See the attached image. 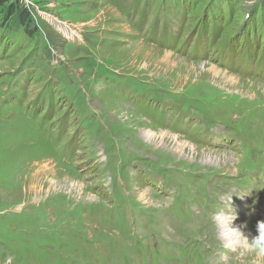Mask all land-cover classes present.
I'll return each instance as SVG.
<instances>
[{
  "label": "rangeland",
  "instance_id": "1",
  "mask_svg": "<svg viewBox=\"0 0 264 264\" xmlns=\"http://www.w3.org/2000/svg\"><path fill=\"white\" fill-rule=\"evenodd\" d=\"M227 193L251 239L264 0H0V264H264Z\"/></svg>",
  "mask_w": 264,
  "mask_h": 264
},
{
  "label": "clouds",
  "instance_id": "2",
  "mask_svg": "<svg viewBox=\"0 0 264 264\" xmlns=\"http://www.w3.org/2000/svg\"><path fill=\"white\" fill-rule=\"evenodd\" d=\"M230 194L231 193H227L225 197H223L222 205L218 207L214 216L219 238L229 249L238 248L242 249L244 253H252L257 257H264V221L257 222V235L253 236L251 239L248 238L247 234L241 231L245 225H241L239 228L233 227L232 222L235 216L221 210L222 207L227 206Z\"/></svg>",
  "mask_w": 264,
  "mask_h": 264
},
{
  "label": "bare ground",
  "instance_id": "3",
  "mask_svg": "<svg viewBox=\"0 0 264 264\" xmlns=\"http://www.w3.org/2000/svg\"><path fill=\"white\" fill-rule=\"evenodd\" d=\"M147 137L148 136H153L152 134H150V133H148V131H147V133L145 134ZM160 137H161V139H164L165 137H166V135H160ZM153 138V137H152ZM151 140V139H150ZM141 150H143V149H141ZM179 153V152H178ZM146 155V154H145ZM144 155V156H145ZM230 163V162H229ZM221 189H224L223 188V184L222 183H218V182H214V183H212L211 185L209 184L208 185V187H206V192H207V194H208V196H209V200L207 201L208 203H204V202H202V201H199V199L201 198V196H200V198H197L196 200H193L192 201V199H190V200H188L187 202H186V204H183V206H182V208H183V210H184V212L186 213V214H188V215H190V216H193V217H204V214H203V212H206V210H212V212L214 211L213 209H212V196H210L209 194H211L212 195V193L213 192H218L219 190H221ZM228 192V191H227ZM215 194V193H214ZM197 196V195H196ZM222 196V195H221ZM218 198V197H217ZM193 199H194V197H193ZM149 200V199H148ZM186 200V199H185ZM218 200H220V198L218 199ZM196 201L198 202V203H200V204H202V205H199V204H196ZM205 204V205H204ZM205 206H209L208 208H205ZM214 207V206H213ZM223 208V207H222ZM157 210V209H156ZM222 210V209H221ZM154 212H156L155 210H153ZM166 211V216L169 218V217H173L174 218V215H170V211H169V209H166L165 210ZM216 211L217 210H215V213H216ZM224 211V210H223ZM160 213H162V212H160ZM212 215V214H211ZM157 217L155 218V220L154 219H151V222L152 223H155V222H157V218H161V215H156ZM58 225V224H57ZM171 228V227H170ZM214 230H215V228H214ZM148 233V232H147ZM141 235V234H140ZM151 235V234H150ZM153 235V234H152ZM119 236V235H118ZM147 236V235H146ZM178 236V235H177ZM129 237V236H128ZM139 237V236H138ZM194 237V236H193ZM154 237H152V239H153ZM131 239V238H130ZM143 239V238H142ZM141 239V240H142ZM158 239V238H157ZM151 241V240H150ZM155 241V240H154ZM204 242H205V240H203ZM182 242V241H181ZM207 243V242H206ZM178 245H179V237L176 239V246H175V250H169V251H167L166 252V250H165V252L163 253L162 251H161V256H160V258H162L165 254V256H166V260L164 261V262H162V264H180V263H175L176 261H178L179 262V258H178V255H177V247H178ZM157 247V246H156ZM160 247V246H159ZM182 247V246H181ZM152 248V247H151ZM150 248V249H151ZM155 248V247H154ZM153 248V249H154ZM158 248V247H157ZM152 249V250H153ZM156 250V249H155ZM162 250V249H161ZM145 251V250H144ZM144 251H143V253H144ZM157 251V250H156ZM171 252V253H170ZM150 253V252H149ZM155 253V252H154ZM170 253V254H169ZM173 253H176V255H175V258H173L174 257V254ZM152 254H153V251H152ZM159 253L157 252V255H158ZM150 256V255H149ZM147 257V256H146ZM155 259V258H154ZM151 262V261H150ZM150 262H149V264H150ZM133 263V262H132ZM131 263V264H132ZM154 263H155V261H154ZM123 264H125V263H123Z\"/></svg>",
  "mask_w": 264,
  "mask_h": 264
}]
</instances>
